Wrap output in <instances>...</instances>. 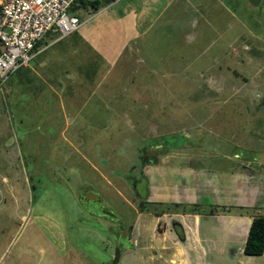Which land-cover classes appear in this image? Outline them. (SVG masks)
Returning <instances> with one entry per match:
<instances>
[{"label":"rangeland","instance_id":"1","mask_svg":"<svg viewBox=\"0 0 264 264\" xmlns=\"http://www.w3.org/2000/svg\"><path fill=\"white\" fill-rule=\"evenodd\" d=\"M157 8L125 65L87 58L79 28L43 36L35 50L49 45L52 60L43 73L61 69L65 51L86 78L76 91L25 65L0 84V264H169L137 248L166 207L152 199L154 173L217 167L264 181V0ZM205 196L201 209L215 204ZM209 255L210 264H264L235 242Z\"/></svg>","mask_w":264,"mask_h":264},{"label":"crops","instance_id":"2","mask_svg":"<svg viewBox=\"0 0 264 264\" xmlns=\"http://www.w3.org/2000/svg\"><path fill=\"white\" fill-rule=\"evenodd\" d=\"M160 1L110 0L101 2L97 8L78 7L76 13L80 9L83 14L82 17L78 14L81 19L78 26L82 34L81 43H84L83 49L86 51L83 53L89 55L87 58L98 57L101 66L115 64L116 60L125 65L128 58L138 51L135 37L154 20ZM48 46L37 49L32 62L25 67L30 68L33 74L47 78L44 82L51 81L57 75L61 89H64L63 83H67L68 89L72 91L82 88L86 78L76 77L73 73L74 61L63 50L56 52V58H60L63 64L61 69L56 67L52 73L47 70L43 73L44 68L52 63L45 55ZM32 78L28 76L27 81ZM57 86H49L51 95L53 92L58 93ZM9 89L12 91L16 87L10 83ZM261 178L262 175L217 167L196 169L174 166L173 169L154 173L150 184L152 199L166 207L154 212L156 215L151 241L149 239L147 242L150 243L146 244L144 237L140 238L138 250L152 251L150 259L159 257L161 262L169 264H210L209 259L213 261L214 258L209 254H223L231 242L243 249L253 216L264 213V200L258 198L264 188L258 185L264 182ZM206 193L215 198V204L208 206L205 203L201 209L200 200L203 196L206 198ZM222 198L228 201L221 202ZM169 203L178 205L168 206ZM192 203H199V210H187ZM219 205L228 208L223 210ZM211 208H214L213 212L209 211ZM158 222L161 224L158 225ZM141 226L144 227L143 224Z\"/></svg>","mask_w":264,"mask_h":264},{"label":"built area","instance_id":"3","mask_svg":"<svg viewBox=\"0 0 264 264\" xmlns=\"http://www.w3.org/2000/svg\"><path fill=\"white\" fill-rule=\"evenodd\" d=\"M77 4V0H0V84L30 62L49 31H57L60 38L78 28ZM3 197L0 187V204Z\"/></svg>","mask_w":264,"mask_h":264},{"label":"trees","instance_id":"4","mask_svg":"<svg viewBox=\"0 0 264 264\" xmlns=\"http://www.w3.org/2000/svg\"><path fill=\"white\" fill-rule=\"evenodd\" d=\"M80 6H91L92 8H97L101 3V0H77ZM110 1V0H106ZM145 162L154 163L156 158L153 157ZM153 203V201H150ZM159 203V202H158ZM175 206L178 203H174ZM199 203H192L189 205L187 210L196 211L198 209ZM221 209H227L225 205H219ZM214 208L209 210L213 212ZM243 251L247 254H262L264 252V213H259L253 216L252 221L249 226V230L243 245ZM119 253V251H118Z\"/></svg>","mask_w":264,"mask_h":264},{"label":"water","instance_id":"5","mask_svg":"<svg viewBox=\"0 0 264 264\" xmlns=\"http://www.w3.org/2000/svg\"><path fill=\"white\" fill-rule=\"evenodd\" d=\"M251 1H254V0H251ZM86 200H89L90 202L96 204V205H99V201L97 199V195L93 192H90L87 194L86 196Z\"/></svg>","mask_w":264,"mask_h":264}]
</instances>
